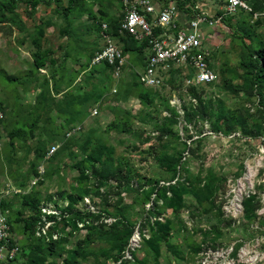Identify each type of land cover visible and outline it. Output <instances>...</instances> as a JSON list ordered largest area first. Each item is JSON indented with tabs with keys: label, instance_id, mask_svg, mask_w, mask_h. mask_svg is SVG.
I'll return each instance as SVG.
<instances>
[{
	"label": "rangeland",
	"instance_id": "rangeland-1",
	"mask_svg": "<svg viewBox=\"0 0 264 264\" xmlns=\"http://www.w3.org/2000/svg\"><path fill=\"white\" fill-rule=\"evenodd\" d=\"M41 1L0 21V211L20 247L0 264H264V0L204 34L213 83L189 86L190 72L169 65L152 89L138 82L145 52L125 53L118 79L89 65L98 22L121 20L117 1L66 14L67 0ZM191 1L193 15L218 8ZM70 124L80 131L66 138ZM90 150L100 158L88 164Z\"/></svg>",
	"mask_w": 264,
	"mask_h": 264
},
{
	"label": "built area",
	"instance_id": "built-area-1",
	"mask_svg": "<svg viewBox=\"0 0 264 264\" xmlns=\"http://www.w3.org/2000/svg\"><path fill=\"white\" fill-rule=\"evenodd\" d=\"M115 1L119 4L121 13L118 33L130 35L138 43L146 45L142 70L138 74L139 84L146 89L159 86L158 73L169 65L182 66L190 72L186 81L189 86L213 83L217 74L211 67L208 49L203 45L202 27L211 30L222 23L224 17L233 16L241 11H250L245 0H216L218 8L214 15H210L203 4L195 5L196 14L184 26H179L175 18L177 8L172 1L166 4L156 0ZM98 26L101 46L92 54L89 65L104 64L110 68L112 77L118 79L124 67V55L109 33L108 24L101 21L98 22ZM96 114V108L89 111L91 117ZM2 120L3 114L0 110V125ZM79 131V125H69L64 135L71 138ZM1 145L0 136V149ZM57 149L58 146H52L48 150V155L54 154ZM5 212L7 211H0V262L13 261L20 255V247L12 242L11 224ZM47 214L45 208H42V218L37 223L44 222ZM39 230L37 227L35 236L41 235ZM134 243L132 240L130 246H134ZM132 250L126 249L120 261L131 259Z\"/></svg>",
	"mask_w": 264,
	"mask_h": 264
},
{
	"label": "trees",
	"instance_id": "trees-1",
	"mask_svg": "<svg viewBox=\"0 0 264 264\" xmlns=\"http://www.w3.org/2000/svg\"><path fill=\"white\" fill-rule=\"evenodd\" d=\"M77 1H79V0H67V7L65 9L64 14L69 13L72 6ZM156 1L159 2L160 0H156ZM170 1L175 3L178 11H181L183 14L189 15L190 17L194 16L193 15L194 12L192 11L193 3L191 0H164V2H165L164 4H166ZM41 2H42L41 0H0V21H2L5 18V15L7 13H13L19 4H24L26 6V8L30 11V14H33L35 12L37 6ZM228 17H232V16H228ZM118 24H119V22H118ZM118 24L116 25L114 30H112V28L109 25H108V27H109V33L111 34V36L113 38H115L116 36L121 37L122 45L120 46V48L122 50L123 55L127 52H137V53L144 52V49L146 46L145 43H138L132 36L127 35V34L120 35L118 33ZM97 26H98V24H97ZM98 29H99V26H98ZM155 33H157V30H155ZM251 57L254 59V62H253V66L251 67V70H250V81H251L252 88H254L255 86L260 84V82L262 81V78H263V66H262V62H261L262 61V54L260 52H256L254 55L252 54ZM90 59H91V57H90ZM143 60H144V57H143ZM48 61H50V60H47L46 52L40 51L38 46H36V51L33 54V58H32L33 65L37 69H42L43 67H45L47 65ZM89 62H90V60H89ZM98 66H103V67L107 68L110 72V68L108 66H106L104 64L98 65ZM142 66H143V62H142ZM64 134H65V132H64ZM99 158H100V153L98 150H90L89 152H87V154H85L83 162H86L89 164V163L97 162L99 160ZM34 223H35V220L33 219L30 222L26 221L24 223V225L26 228L32 229V227L34 226ZM12 242H14V240H12Z\"/></svg>",
	"mask_w": 264,
	"mask_h": 264
},
{
	"label": "crops",
	"instance_id": "crops-1",
	"mask_svg": "<svg viewBox=\"0 0 264 264\" xmlns=\"http://www.w3.org/2000/svg\"><path fill=\"white\" fill-rule=\"evenodd\" d=\"M203 5L206 6V4H203ZM216 12H217V10H214V8H210L208 10V13L210 15H214ZM175 18H176L177 24L179 26H184L190 20L191 17L189 15L183 14L181 11L177 10ZM202 30L204 31V34H210L211 33V30L206 28V27H202Z\"/></svg>",
	"mask_w": 264,
	"mask_h": 264
},
{
	"label": "bare ground",
	"instance_id": "bare-ground-1",
	"mask_svg": "<svg viewBox=\"0 0 264 264\" xmlns=\"http://www.w3.org/2000/svg\"><path fill=\"white\" fill-rule=\"evenodd\" d=\"M135 239L137 240V238H136V237H135ZM136 240H135V241H136Z\"/></svg>",
	"mask_w": 264,
	"mask_h": 264
}]
</instances>
